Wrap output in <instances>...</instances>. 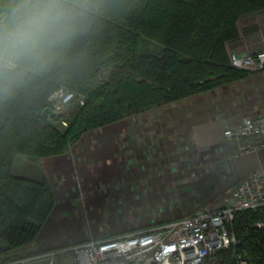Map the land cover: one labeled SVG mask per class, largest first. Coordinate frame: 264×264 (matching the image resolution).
Segmentation results:
<instances>
[{
    "label": "trees",
    "instance_id": "trees-1",
    "mask_svg": "<svg viewBox=\"0 0 264 264\" xmlns=\"http://www.w3.org/2000/svg\"><path fill=\"white\" fill-rule=\"evenodd\" d=\"M263 10L264 0H80L71 35L4 77L0 256L14 258L8 253L33 242L55 205L47 178L13 173L16 155L68 153L87 131L242 80L249 71L230 65L227 43L239 36L240 16ZM61 84L86 97L64 130L41 114ZM260 219L264 207L236 212L240 243L223 252L222 264H237L234 252L249 264H264V229L255 226Z\"/></svg>",
    "mask_w": 264,
    "mask_h": 264
},
{
    "label": "rangeland",
    "instance_id": "rangeland-1",
    "mask_svg": "<svg viewBox=\"0 0 264 264\" xmlns=\"http://www.w3.org/2000/svg\"><path fill=\"white\" fill-rule=\"evenodd\" d=\"M233 51L239 52L229 49L228 54ZM247 71L248 76L235 83L87 131L84 139L63 153L75 161L72 181L79 192V199L69 195L63 201L82 203L87 222L70 211L57 220L65 238L58 249L79 237L133 233L200 208L224 205L230 188L264 166V150L231 157L233 145L222 132L244 117L264 115V71ZM107 73L105 69L101 74ZM60 86L74 92L73 101L47 114L55 128L64 130L77 101L82 104L86 97L66 84ZM254 156L262 157L261 163L239 172L240 162ZM16 157L19 161L35 156ZM29 244L13 249L9 256L32 255L23 251ZM60 251L54 264H74L69 252ZM9 260L0 256V263Z\"/></svg>",
    "mask_w": 264,
    "mask_h": 264
},
{
    "label": "built area",
    "instance_id": "built-area-1",
    "mask_svg": "<svg viewBox=\"0 0 264 264\" xmlns=\"http://www.w3.org/2000/svg\"><path fill=\"white\" fill-rule=\"evenodd\" d=\"M229 63L236 69L264 71V48L254 53L230 52ZM75 94L60 86L50 95L52 110H60ZM223 136L233 145L231 157L264 150V115L242 118L226 127ZM264 207V166L254 170L228 190L226 203L215 208H200L194 213L114 237L88 239L64 249H49L14 258L0 264H54L58 253L69 252L74 264H222L224 251L240 243L234 230L239 210L259 211ZM264 229V219L255 224ZM237 264L249 258L234 252Z\"/></svg>",
    "mask_w": 264,
    "mask_h": 264
},
{
    "label": "crops",
    "instance_id": "crops-1",
    "mask_svg": "<svg viewBox=\"0 0 264 264\" xmlns=\"http://www.w3.org/2000/svg\"><path fill=\"white\" fill-rule=\"evenodd\" d=\"M238 19L237 31H239V36L236 40L227 43V50L234 49L238 50L239 53H254L258 50H261V48L263 49L264 11L254 12L245 16L243 15ZM110 126L112 125H108L107 128ZM87 134L88 133L84 134L83 136L86 137ZM83 136H81L80 138L84 139ZM16 158L17 157L15 156L13 164L11 165L14 174L27 178L31 177V179L34 180L47 178L55 196V205L51 213H49V216L45 220V223H43V225L41 226L39 233L37 234L36 238H34V241L29 244V247H27L28 249H24L25 247H23V251L32 254L33 252L38 253L40 251H46L49 249H58L59 247H61L60 245H64L61 243L65 242V238L60 235V227L55 225L57 220L62 219L64 214L70 211L71 213H76L77 220L83 218L82 220L87 222L84 213H82V203L77 204L72 202V200L79 199V192L77 193L75 191V183L72 181V177H75V161L72 156L66 154H54L53 156L30 158L21 157L22 159H19V161H16ZM261 158L262 157L254 156L250 159H243L240 164L241 166L245 164V166L242 168L240 165H238V171H250V168L261 163ZM23 168H25L26 170H23ZM244 174H242L241 176H243ZM69 195L70 199L71 197H73V199L66 200V202H69L65 203V201L63 200H65L66 196ZM88 239L94 238L88 236L83 238L79 237L77 239L71 240L69 244H67V246L69 247L74 243H78Z\"/></svg>",
    "mask_w": 264,
    "mask_h": 264
},
{
    "label": "clouds",
    "instance_id": "clouds-1",
    "mask_svg": "<svg viewBox=\"0 0 264 264\" xmlns=\"http://www.w3.org/2000/svg\"><path fill=\"white\" fill-rule=\"evenodd\" d=\"M79 3L0 0V91L7 70L26 58H43L71 35Z\"/></svg>",
    "mask_w": 264,
    "mask_h": 264
},
{
    "label": "water",
    "instance_id": "water-1",
    "mask_svg": "<svg viewBox=\"0 0 264 264\" xmlns=\"http://www.w3.org/2000/svg\"><path fill=\"white\" fill-rule=\"evenodd\" d=\"M51 107H46L41 114L45 115V113L50 112Z\"/></svg>",
    "mask_w": 264,
    "mask_h": 264
}]
</instances>
